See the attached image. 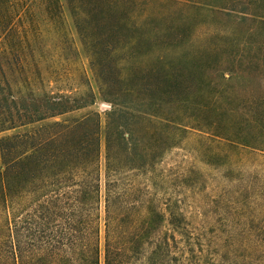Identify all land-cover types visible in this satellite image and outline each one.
<instances>
[{"label":"trees","instance_id":"obj_1","mask_svg":"<svg viewBox=\"0 0 264 264\" xmlns=\"http://www.w3.org/2000/svg\"><path fill=\"white\" fill-rule=\"evenodd\" d=\"M66 9L109 106L104 169L99 113L45 123L98 99L92 85L46 89L70 80L49 36L77 57ZM202 14L226 35L197 32ZM263 34L264 0H0V134L39 125L0 141V264H264V246L221 245L235 232L192 227L140 184L199 186L194 165L159 167L190 139L195 160L228 173L246 151L264 156ZM144 44L164 52L147 61L135 54Z\"/></svg>","mask_w":264,"mask_h":264},{"label":"rangeland","instance_id":"obj_2","mask_svg":"<svg viewBox=\"0 0 264 264\" xmlns=\"http://www.w3.org/2000/svg\"><path fill=\"white\" fill-rule=\"evenodd\" d=\"M68 18L69 46L77 53L75 61L67 62L66 50L55 48V38L49 36L48 50L55 55L56 59L61 60L63 68L66 70V78L61 83L48 82L47 90L52 93L65 91L67 93L78 95L87 93L93 86L94 92L97 94V102L85 109L75 113L46 121L52 123L55 121H63L70 118H82L90 112L99 113L102 118V142H101V163L104 169L106 148H105V127L106 113L108 112V103L105 102L100 95L94 73L90 66V59L82 45L81 39L77 33L74 23L69 15V10L66 9ZM221 20L210 19L208 16L199 15L195 20L196 27L204 26V29L197 32H204L206 39L214 36L226 35L227 24H221ZM177 21L174 22V25ZM217 26V27H216ZM203 28V27H202ZM124 35V36H123ZM110 38H115V34L110 32ZM126 31H121L118 37L121 40L129 41ZM171 35H167L168 37ZM264 36V34L262 35ZM52 37V38H51ZM117 38V36H116ZM165 45H156L154 49L146 47L144 44L138 50H135L136 56L146 57L145 60L153 62L152 57L164 52ZM167 46V45H166ZM134 55V51L132 52ZM179 58L167 55V63L174 64L179 62ZM152 65L151 63H148ZM88 82V83H87ZM83 83V84H82ZM36 126H28L16 130L8 131L0 134V141L8 136H13L19 133L35 128ZM208 136V135H207ZM185 146L175 148L169 151L162 163L160 171L167 170L166 174H177L180 171L178 167L194 165L200 175V185L193 187L192 182H182L174 178L164 180L145 181L140 180V184L145 189H149L155 195L156 201L161 208L165 207L168 200L171 206L177 203L178 209L183 212L191 226L208 233L217 232H235V237L232 240H226V235L220 241L221 245L226 243L234 244L238 247L244 246H264V156L262 153H254L246 151L240 166L234 167V173H228L226 165H215L201 163L200 160H195V155L190 152L194 148L195 140L190 139ZM1 150V149H0ZM226 175L228 177H226ZM102 185L104 189L105 174L103 171ZM105 216V206L102 205V217ZM226 241V242H225ZM218 244V242H216Z\"/></svg>","mask_w":264,"mask_h":264}]
</instances>
